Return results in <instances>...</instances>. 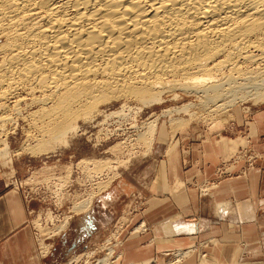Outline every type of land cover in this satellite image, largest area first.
Wrapping results in <instances>:
<instances>
[{
    "label": "bare ground",
    "instance_id": "1",
    "mask_svg": "<svg viewBox=\"0 0 264 264\" xmlns=\"http://www.w3.org/2000/svg\"><path fill=\"white\" fill-rule=\"evenodd\" d=\"M0 40V110L23 99L38 107L22 117L37 143L14 151L5 140L0 157L10 161L48 154L112 99L147 106L177 89L216 106L238 92L264 99V0H0ZM157 126L158 118L144 126L149 146Z\"/></svg>",
    "mask_w": 264,
    "mask_h": 264
},
{
    "label": "crops",
    "instance_id": "2",
    "mask_svg": "<svg viewBox=\"0 0 264 264\" xmlns=\"http://www.w3.org/2000/svg\"><path fill=\"white\" fill-rule=\"evenodd\" d=\"M229 129L239 133L189 127L173 141L156 142L149 163L135 166L138 184L120 180L98 196L85 218L88 229L81 224L79 230L99 232L136 205L121 226V257L112 264H264V106L247 121L239 116ZM246 148L248 157H235V150ZM15 174H0V264H58L64 252L54 245L65 247L68 234L41 239L36 226L50 209L47 187L28 184L32 174L25 180ZM215 182L207 192L196 187ZM42 241L50 244L46 252ZM78 241L70 242L73 248ZM203 241L211 244L207 261ZM192 245L197 249L191 256L168 262L166 252Z\"/></svg>",
    "mask_w": 264,
    "mask_h": 264
},
{
    "label": "rangeland",
    "instance_id": "3",
    "mask_svg": "<svg viewBox=\"0 0 264 264\" xmlns=\"http://www.w3.org/2000/svg\"><path fill=\"white\" fill-rule=\"evenodd\" d=\"M236 94L231 96L229 94L225 98V102L221 101V103L224 102L221 106H216V104L213 103L209 105L208 103L210 102L206 101L201 93L184 92L180 89H177L175 92H164V94L162 92L161 96H159L162 99L156 102L154 101L152 104H147V106L138 99H112L101 106V110L104 112L101 114L97 113L98 117L96 116L97 114H94L95 116L92 118L97 117L96 120L92 118L93 121H90L91 119H88L87 122L80 120L79 123L76 124L79 126H77L79 131L78 128L77 132L76 129L70 131L68 136L63 138V142L60 140V142L56 143L53 148L55 151L52 149L48 154L37 156H15L13 157V161H10V158L3 159L0 157V174L10 178L14 176L16 172L15 168H17V173L15 175L23 180L32 174L31 177L25 180L28 184H31V186L34 187L36 184L46 185L50 209L45 219L39 218L40 220L36 221V226L40 230L41 239L43 235L47 236L51 232H54L56 230L54 226L58 224L63 217V221L58 228L59 230L61 226L65 224V221H68L65 228L63 227L64 231H62V229L60 231L57 229L56 232L59 234L51 237L63 238V234H68L67 238L69 242L65 247L59 241L54 245L57 249L63 248L64 252L58 264H90L104 256H108V263L112 264L121 257V252L118 251V248L121 247L124 242L122 238L123 228L121 226L125 227L131 215L138 211V207L136 205H131L132 208L128 209L127 213L124 214L126 218L123 217L124 219L119 220V223L116 222V224L103 228L99 232L94 231L91 234L81 231L79 230L81 224L84 225V228L88 229L85 218L96 204V198L110 190V188L116 185L120 180L138 184V178L134 173V171H136L135 166H143L149 163L151 160L149 154L152 153L155 143L158 141L165 142L164 140H167V143L168 141H173L176 137L182 136V132L189 127L198 131H219V133H228L230 136L234 137V135L239 132L237 130L232 132V129H229L232 123L237 122L239 116L247 121L250 113L254 109L264 106L263 98L252 96L249 98L248 95L242 96V92ZM230 98H233L234 102L231 101ZM228 100L231 102H228ZM27 101V99H23L18 106H16L19 110L16 109V107H5L6 110L1 108L0 118H3L0 119V148L4 147L3 142H5V140H7V142L9 141L10 148L14 151H21L22 149V151H24L30 146H35L34 143H37L26 140V135L28 131L31 130L29 128L31 125L30 122L23 120L22 117L24 118L25 113L27 114L30 111L38 109L37 106H30ZM125 101H127L128 105ZM123 103L126 104L125 108H123ZM218 103H220V101ZM27 104L28 106H26ZM226 104H229V106ZM217 107L219 108L217 109ZM11 108L14 111H12ZM210 108L212 110H210ZM115 111H121L122 115L118 113L119 115L114 114L108 116L109 113ZM4 112L6 113L4 114ZM17 112L20 113L17 114ZM154 118H158V126L151 147L144 139V136L141 137V134L146 131L145 127H147V123ZM7 119H9V121ZM4 120H7V123ZM4 127L6 128L5 130L3 129ZM164 153L165 151L161 156ZM243 154L248 157L247 148L241 153L238 150L234 151L236 158ZM211 184L199 183L196 187H198L199 191L202 189V192H207L212 187L216 186V182L215 184ZM92 195L95 196L92 208L88 211L78 210V207L84 200ZM54 208L56 210H54ZM97 210L99 212L100 209ZM52 211L59 216L56 217V214ZM98 212L97 217L99 216ZM40 221L43 225H40ZM77 238H79V241L76 247L73 248L70 242ZM49 240H47V242ZM47 242L42 241V245L45 243L43 245L45 246L48 244ZM207 242L208 241L201 242L203 247L207 245L206 250L211 248V244ZM48 245L49 246H46L47 249L44 247V252L49 250L50 244ZM110 247L114 249L112 255L109 254ZM196 249V245H192L187 248H179L175 251L166 252L175 255L172 259L169 258L171 255L168 256V262L177 261V263H179L180 260L191 256ZM179 250L180 253L190 251L186 255L184 254L185 256H180L178 255ZM201 256L202 259H207V253L202 252Z\"/></svg>",
    "mask_w": 264,
    "mask_h": 264
},
{
    "label": "built area",
    "instance_id": "4",
    "mask_svg": "<svg viewBox=\"0 0 264 264\" xmlns=\"http://www.w3.org/2000/svg\"><path fill=\"white\" fill-rule=\"evenodd\" d=\"M46 190H47V188H44V190H43L44 192H43V193H46ZM39 191H40V190H38V188H35V190H33L32 193H37V194H38ZM32 193H28V196H29L30 194H32ZM54 210H56V209L54 208ZM52 212L54 213V211H52ZM47 213H48V211H47ZM54 214H56V213H54ZM55 216L57 217V216H59V215L56 214ZM44 219H45V218H44ZM207 243H208V242H207ZM200 245H201V244H200ZM201 246H202V245H201ZM206 246H207V245H206ZM206 246L204 247V251H203V253H207ZM202 247H203V246H202Z\"/></svg>",
    "mask_w": 264,
    "mask_h": 264
}]
</instances>
